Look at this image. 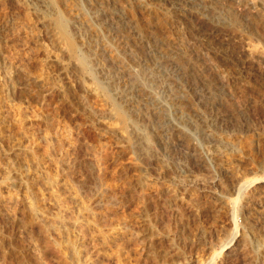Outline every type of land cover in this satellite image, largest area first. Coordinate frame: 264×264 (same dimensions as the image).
<instances>
[{"label": "rangeland", "instance_id": "1", "mask_svg": "<svg viewBox=\"0 0 264 264\" xmlns=\"http://www.w3.org/2000/svg\"><path fill=\"white\" fill-rule=\"evenodd\" d=\"M0 264H264V0H0Z\"/></svg>", "mask_w": 264, "mask_h": 264}, {"label": "bare ground", "instance_id": "2", "mask_svg": "<svg viewBox=\"0 0 264 264\" xmlns=\"http://www.w3.org/2000/svg\"><path fill=\"white\" fill-rule=\"evenodd\" d=\"M59 20H60V19H59ZM58 27L60 28V30H61L62 34L64 35V37L67 38V32H66L67 30H66V26L64 25L63 21H62V22L60 21V22L58 23ZM82 61H83V60H82ZM82 61H81V62H82ZM208 95H209V94H208ZM159 112H160V111H159ZM207 177H208V175H207ZM241 186H243V184H241L240 187H241ZM237 187H238V186H237ZM238 191H239V188H238ZM240 191H241V190H240ZM177 192H178V191H177ZM145 193H146V192H145ZM51 195H52V194H51ZM73 195H74V194H73ZM74 199H75V198H74ZM76 201H77V200H76ZM35 203H36V201H35ZM78 204H79V203H78ZM37 207H38V206H37L36 204H34L32 208H33V210H36V209H38ZM234 207H235V206H234ZM39 208H40V207H39ZM79 208H80V207H79ZM88 208H89V206H88ZM30 211H31V210H30ZM58 214H59V213H58ZM234 216H235V215H234ZM234 216H233V217H234ZM42 217H43V216H42ZM59 217H60V216H59ZM60 218H61V217H60ZM61 220H62V219H61ZM95 222H96V221H95ZM61 223H62V222H61ZM56 224H57V223H56ZM90 224H91V223H90ZM65 226H66V225H65ZM65 229H66V228H65ZM109 231H110V230H109ZM58 233H59V232H58ZM108 233H109V232H108ZM105 234H106V232H105V233H101V232H100V237H101V239H103L102 241H104V242H105V240H106V235H107V234H106V235H105ZM59 236H60V235H59ZM66 236H67V235H66ZM175 240H176V239H175ZM74 241H75V240H74ZM230 241H231V240H230ZM63 243H64V242H63ZM63 243H62V244H63ZM72 243H73V242H71L70 239H68V240H67V244L65 243V244H66V245H65L66 248H73V245H74V244L72 245ZM109 243H110V242H109ZM119 243H120V242H119ZM122 246H123V245H122ZM76 250H77V249H76ZM74 251H75V249H74ZM76 252H77V251H76ZM77 253H78V252H77ZM118 254H119V253H118ZM118 254H117V255H118ZM171 256H172V255H171ZM191 256H192V255H191ZM120 258H121V257H120Z\"/></svg>", "mask_w": 264, "mask_h": 264}]
</instances>
